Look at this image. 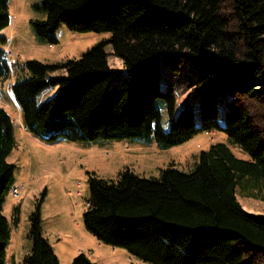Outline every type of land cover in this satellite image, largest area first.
<instances>
[{"label":"trees","instance_id":"trees-1","mask_svg":"<svg viewBox=\"0 0 264 264\" xmlns=\"http://www.w3.org/2000/svg\"><path fill=\"white\" fill-rule=\"evenodd\" d=\"M11 0H0V31L12 20ZM46 19L37 34L59 43L65 23L79 32H109L67 61L9 62L0 45V77L11 83L26 129L54 143L62 138L106 144L110 140L170 148L201 132L226 140L202 149L189 170L160 169L144 177L126 167L115 178L87 171L85 229L103 244L125 249L147 264H264V213L242 206L237 189L264 200V0H40ZM111 53L123 60L112 66ZM162 53L174 68L186 59L197 73L172 72L161 82ZM65 68L63 76H52ZM49 99L39 100L49 85ZM179 86L187 87L179 103ZM199 108V109H197ZM198 111V113H197ZM258 116V118H256ZM15 122L0 104V264L20 222L4 212L16 197ZM232 146L246 156H239ZM14 181V182H13ZM238 183H240L238 187ZM81 196H85L82 192ZM41 200L31 216V248L21 264H61L43 235ZM71 264H96L86 252Z\"/></svg>","mask_w":264,"mask_h":264},{"label":"rangeland","instance_id":"rangeland-1","mask_svg":"<svg viewBox=\"0 0 264 264\" xmlns=\"http://www.w3.org/2000/svg\"><path fill=\"white\" fill-rule=\"evenodd\" d=\"M40 0H11L12 20L0 31V45L4 40L8 51L9 62H25L28 59H39L45 62H62L80 56L95 43L110 36L109 32H79L61 23L58 34L60 41L50 46L36 32L34 21L46 19V13L35 3ZM109 62L112 66H123V60L111 53V45L107 46ZM161 82L164 85L171 78L172 72L186 73L190 76L197 73V64L184 59L174 68L168 53H162ZM171 69L165 71V67ZM65 68H57L52 76H63ZM15 77H0V104L4 105L14 119L17 144L8 156V160L16 165L15 183L22 177L30 183L24 186L19 197L10 196L4 205V212L13 217L14 207L21 206L20 222L13 231L12 241L8 245L6 264H21L24 255L31 248L28 233L30 219L35 206L41 200L40 222L43 235L53 246L61 264H71L81 252L96 264H147L131 258L125 249L99 243L83 225V213L88 198L87 171H95L104 178H115L119 170L129 167L144 177H158L161 168L176 165L188 170L193 167L202 149L210 147L212 142L226 140V134L220 131L201 132L192 139L170 148H160L155 143L145 145L140 142L110 140L106 144L70 140L62 138L57 142H46L30 133L23 123L22 111L11 91V83ZM59 84L47 86L39 96L40 101L49 99L59 89ZM179 103L187 94L186 86H179ZM199 109V108H197ZM198 113V111H197ZM258 118V116L256 117ZM239 156L246 154L237 146H232ZM14 182V181H13ZM84 183L79 188L77 184ZM252 181L245 180L248 190H243L238 183V199L242 206L250 211L264 213V200L253 198L247 192ZM79 190L85 196H79ZM73 191L72 194H68ZM75 203H78L77 205ZM78 207H76V206ZM31 240V241H30Z\"/></svg>","mask_w":264,"mask_h":264},{"label":"crops","instance_id":"crops-1","mask_svg":"<svg viewBox=\"0 0 264 264\" xmlns=\"http://www.w3.org/2000/svg\"><path fill=\"white\" fill-rule=\"evenodd\" d=\"M11 154H12V152H11ZM31 181H29L27 178L22 177L20 180L17 181L18 187H23L25 184L30 183Z\"/></svg>","mask_w":264,"mask_h":264},{"label":"clouds","instance_id":"clouds-1","mask_svg":"<svg viewBox=\"0 0 264 264\" xmlns=\"http://www.w3.org/2000/svg\"><path fill=\"white\" fill-rule=\"evenodd\" d=\"M14 98V97H13ZM15 99V98H14ZM16 101V100H15ZM208 132H214V131H208ZM192 139V138H191ZM168 149V148H167ZM172 165H173V163H172ZM194 165H195V163H194ZM193 165V166H194ZM169 166H171V165H169ZM173 166H176V165H173ZM168 167V166H167ZM177 167V166H176ZM166 168V167H165ZM177 168H179V167H177ZM162 169V168H161ZM191 169V168H190ZM189 170V169H188ZM78 186V185H77ZM78 187H82V185L81 186H78ZM76 205L78 204V203H75ZM75 205V206H76ZM86 206L88 207L89 205H88V203L86 202ZM76 207H78V206H76ZM87 207L85 208V210L87 209ZM84 225V224H83ZM92 235V234H91ZM93 236V235H92ZM95 237V236H94ZM96 238V237H95ZM96 240L99 242V243H101V244H103L102 242H100L97 238H96ZM113 248H116V247H113ZM116 249H118V248H116Z\"/></svg>","mask_w":264,"mask_h":264},{"label":"built area","instance_id":"built-area-1","mask_svg":"<svg viewBox=\"0 0 264 264\" xmlns=\"http://www.w3.org/2000/svg\"><path fill=\"white\" fill-rule=\"evenodd\" d=\"M20 193H21V190L17 188V189L15 190V195L18 197V196L20 195Z\"/></svg>","mask_w":264,"mask_h":264}]
</instances>
